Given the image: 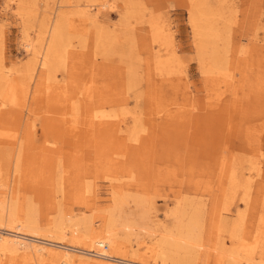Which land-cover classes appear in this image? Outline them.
<instances>
[{"label":"rangeland","instance_id":"1","mask_svg":"<svg viewBox=\"0 0 264 264\" xmlns=\"http://www.w3.org/2000/svg\"><path fill=\"white\" fill-rule=\"evenodd\" d=\"M20 1L0 0V214L16 202L37 228L26 240L55 251L0 264H162L146 245L172 218L174 233L194 236L190 264H264V0H209L222 14L206 51L198 0ZM85 5L96 14L87 21ZM60 14L73 49L45 67ZM112 215L117 255L106 231L105 255L101 238L68 232L62 244L51 232L59 220L98 227Z\"/></svg>","mask_w":264,"mask_h":264},{"label":"bare ground","instance_id":"2","mask_svg":"<svg viewBox=\"0 0 264 264\" xmlns=\"http://www.w3.org/2000/svg\"><path fill=\"white\" fill-rule=\"evenodd\" d=\"M20 1V0H19ZM209 0H198V8L196 11V17L194 21V28L195 31L198 33V35L201 36L202 38V42L200 44V48L202 51H206V48H208V41L210 40L211 37L217 36L218 31L216 30V23L214 22L215 20H217L218 18H220L222 12L218 9H220L219 7L216 8H212L209 3ZM21 2V1H20ZM211 2V1H210ZM26 3V2H25ZM218 3V2H217ZM211 4V3H210ZM214 3H212L213 5ZM221 4V3H220ZM20 5V4H19ZM22 5V4H21ZM216 5V4H215ZM218 5V4H217ZM24 6V5H23ZM101 6H103V4H101ZM221 6V5H219ZM25 7V6H24ZM90 6L85 5L83 8H80L78 10V16L81 17V19L83 18V20L87 19H91L90 15V9H88ZM223 7V6H222ZM102 10V9H101ZM98 12V11H97ZM90 14V15H89ZM92 15H96V14H92ZM193 15V14H192ZM69 16V15H68ZM67 17L64 14H60L58 21L55 23L54 27H53V31H52V35L51 40L49 42V45L47 49V54H46V58L44 60V62H42L43 64H45V67H48L50 65V61L53 60L54 58H56V60L60 61L63 60L65 58L66 61V57H68L71 54V51L68 52V48H70V44H71V38L70 36L67 35L65 31V33L63 32L64 27L67 28H72L71 25L69 23H71L72 21H70L69 23L66 22ZM97 18V17H96ZM69 19V18H68ZM224 30V29H223ZM221 31V30H220ZM71 32V31H69ZM89 33V32H88ZM222 33V32H221ZM71 34V33H70ZM69 34V35H70ZM214 39V38H213ZM218 39V38H217ZM90 40V39H89ZM88 40V41H89ZM212 40V39H211ZM84 45H86L85 42H83ZM215 44V43H214ZM217 44V43H216ZM220 45V44H219ZM91 46V45H90ZM25 47L28 48L29 50H31L32 52H36V49L33 47V45L29 42H27L25 44ZM72 48V47H71ZM228 48V47H227ZM73 49V48H72ZM227 50V49H224ZM229 50V49H228ZM226 52V51H225ZM46 53V51H45ZM212 54V53H211ZM224 54V53H223ZM227 54V53H226ZM228 55V54H227ZM41 56V55H40ZM44 55H42L43 57ZM73 56V55H72ZM71 56V57H72ZM36 57V56H35ZM36 59V58H35ZM44 59V58H43ZM42 60V59H41ZM76 61V60H74ZM78 62V61H77ZM224 62V61H223ZM71 63V62H70ZM61 64V62H60ZM66 65L65 63H62ZM63 65H61L62 68ZM64 68V67H63ZM73 68V67H72ZM33 69V68H32ZM66 69V68H64ZM231 69V68H230ZM60 70V69H59ZM32 71V70H31ZM65 71V70H64ZM228 70L223 71L221 74L223 77H225V75H227ZM31 76V75H30ZM55 76V75H54ZM53 76V77H54ZM229 76V74H228ZM2 78V77H1ZM90 78V77H89ZM207 78L210 81H214L217 80L218 78H216V76L214 74H208ZM230 78V77H229ZM228 78V79H229ZM1 80V79H0ZM89 80V79H88ZM4 82V81H3ZM90 82V81H88ZM3 84V83H2ZM1 84V85H2ZM213 84V82H212ZM4 86V85H3ZM2 87V86H1ZM6 87V86H5ZM89 87V86H88ZM87 87V89H88ZM7 88V87H6ZM11 89V88H10ZM44 89V88H43ZM6 90V89H5ZM50 91L52 93H56L55 90H51ZM57 95V94H56ZM53 96V95H52ZM69 103V102H68ZM79 105V103H78ZM73 107H75V105H72ZM81 106V105H80ZM77 109L78 106L76 105ZM71 109V108H70ZM76 109V110H77ZM82 110V109H81ZM74 111V110H73ZM75 115V114H74ZM77 116V114L75 115ZM97 118H102L99 114H96ZM65 117V116H64ZM75 118V117H74ZM69 119V118H67ZM76 121V119H75ZM74 121V122H75ZM66 122V121H65ZM68 122V120H67ZM98 123L102 124V121L100 120ZM75 125V124H74ZM74 125H72L74 127ZM69 126V124H68ZM70 127V126H69ZM76 127V125H75ZM71 128V127H70ZM77 130V129H76ZM113 198V204L115 206L116 209H119L120 206V201L121 198H119V196H117V194H112ZM137 203V202H136ZM15 203H13L12 201H7L6 205L4 206L1 214H0V220L1 219H5L6 220V227L8 228V231H10V234L8 235H3L0 233V257H2L3 259H5L6 261H13L14 259H16V257L19 256V253H21L22 251L29 252L32 256H34V258L36 259V257L38 258L39 262H46V260H48L49 257H51V255H53V249L55 247H52L51 249H46L42 246H38L35 245L31 242H29L28 240H26V234L30 233V234H34V229L35 228V222L34 220H32V218L30 217L29 214L24 215V217L22 215H19V209L18 206L15 205ZM138 205V204H137ZM141 207H144L141 205ZM161 207V206H160ZM122 208V207H121ZM120 208V209H121ZM138 208V206H137ZM140 208V207H139ZM146 208V207H145ZM119 209V210H120ZM144 210V209H143ZM148 210V209H147ZM141 211V210H138ZM145 213L147 214L148 211L144 210ZM170 211V210H169ZM144 212L142 211V214ZM170 214L173 212H169ZM175 213V212H174ZM63 214V213H62ZM119 215V214H118ZM139 215V213H138ZM195 215V213H194ZM114 215H112V217H107L104 218L103 224L101 226L98 227H92V225L90 224V221H81V220H70L67 223L62 222V221H56L53 223L52 226V230L51 232L55 235V237L60 241V243H64L66 236L69 232L71 238H74L77 240H81L86 236L93 239L94 242H98L99 238H101L100 244L101 246H99V250H98V254L100 255H105L106 253L101 249L103 245H105L103 237H102V232H108L110 233L112 236H116L117 242L115 241V246H114V250L113 253H115L117 255V253L120 251L121 249V241L120 240V235L118 234V227H117V220L115 218H113ZM140 216V215H139ZM147 216V215H146ZM171 217H174V214L170 215ZM142 217V216H141ZM139 217V218H141ZM195 217V216H194ZM119 218V217H118ZM143 218V217H142ZM120 219V218H119ZM146 220V218H144ZM150 219V218H149ZM140 220V219H139ZM144 220V221H145ZM142 221V220H141ZM148 221V219H147ZM146 221V222H147ZM161 221V220H160ZM175 221V220H174ZM173 218L170 219V221L166 224H164L165 226L163 227V231L160 233L159 237H157L156 240H154L152 243L150 241L151 244L146 245V249L148 250L147 252H150L152 257L159 258L162 264H165L167 260H170L172 264H181V263H185V264H190L191 261L194 260V258L196 257V243L194 242V236H192V233L188 230V227L185 226L186 228L182 229L181 226H177V230L176 233H174V229L176 225H174ZM3 222V221H2ZM5 222V221H4ZM3 222V223H4ZM145 222V223H146ZM150 222V221H149ZM154 222V221H152ZM2 223V224H3ZM140 223V222H139ZM144 223V224H145ZM143 224V223H142ZM138 224L140 226H144ZM160 223H157V225ZM50 225V224H49ZM146 225V224H145ZM191 225V224H190ZM119 228L122 229V227L126 230L127 234L129 235L130 230H131V226L132 223L130 221H128V219H124L122 222H120V224L118 225ZM149 226V225H148ZM148 226H146L145 228H147ZM159 226V225H158ZM174 226V227H173ZM192 226V225H191ZM37 227V226H36ZM156 227V226H155ZM154 227V228H155ZM193 227V226H192ZM34 228V229H33ZM151 228V227H150ZM148 228V229H150ZM157 228V227H156ZM198 228V227H197ZM140 229V227H139ZM159 229V228H157ZM161 229V228H160ZM7 230V229H6ZM118 230V231H117ZM120 230V232H122ZM153 230V228H152ZM196 230V229H195ZM149 236L156 234V231L151 232V230H149ZM1 232V231H0ZM196 232V231H195ZM80 233V234H79ZM125 233V232H124ZM148 232H146L145 234H147ZM199 233V232H198ZM36 234H38L36 232ZM133 234V233H132ZM136 234V233H135ZM134 234V235H135ZM158 234V233H157ZM156 234V235H157ZM31 236V235H30ZM48 236V235H47ZM127 236V235H126ZM147 236V235H146ZM28 237V236H27ZM49 237V236H48ZM51 237V236H50ZM53 237V236H52ZM54 238V237H53ZM123 238V237H122ZM139 238V237H138ZM153 238V236L151 237ZM156 238V237H155ZM85 239V238H84ZM125 240V239H124ZM200 243V242H199ZM123 245V244H122ZM143 245V244H142ZM138 246V245H137ZM59 247V246H58ZM62 247V246H61ZM66 247V246H65ZM200 247V246H199ZM60 248V247H59ZM63 249V248H62ZM145 249V250H146ZM67 250V249H66ZM63 251V255L66 259L71 258L73 254H71L69 251ZM200 251V250H199ZM105 253V254H104ZM29 254V255H30ZM25 255V254H24ZM57 255V254H56ZM79 256V255H78ZM53 257V256H52ZM63 257V258H64ZM85 257V256H84ZM64 258V259H65ZM81 258V257H80ZM86 258V257H85ZM84 258V259H85ZM89 258V257H87ZM50 259V258H49ZM59 259V256H58ZM63 259V260H64ZM79 259V258H78ZM118 259V258H117ZM196 259V258H195ZM52 260V259H51ZM61 260V262L63 261ZM83 260V259H82ZM80 261V260H79ZM65 262H68V260ZM82 262V261H80ZM84 262V260H83ZM85 262H88L87 260ZM72 263V262H69ZM68 263V264H69ZM74 263V262H73ZM79 263V262H78ZM67 264V263H66ZM81 264V263H80ZM86 264V263H85ZM115 264V263H114ZM195 264V263H194Z\"/></svg>","mask_w":264,"mask_h":264}]
</instances>
